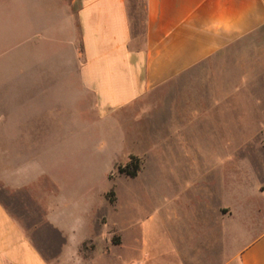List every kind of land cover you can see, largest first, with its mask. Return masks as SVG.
<instances>
[{
	"label": "rangeland",
	"instance_id": "1",
	"mask_svg": "<svg viewBox=\"0 0 264 264\" xmlns=\"http://www.w3.org/2000/svg\"><path fill=\"white\" fill-rule=\"evenodd\" d=\"M60 1L0 0V199L37 243L46 216L106 226L82 244L88 264H237L264 223V27L144 95L166 98L154 121L153 105L104 113L77 86ZM129 4L139 33L144 0ZM130 155L133 177L119 171Z\"/></svg>",
	"mask_w": 264,
	"mask_h": 264
},
{
	"label": "crops",
	"instance_id": "2",
	"mask_svg": "<svg viewBox=\"0 0 264 264\" xmlns=\"http://www.w3.org/2000/svg\"><path fill=\"white\" fill-rule=\"evenodd\" d=\"M129 5V0L60 1L64 40L58 54L74 72L77 86L104 113L144 102L153 105L145 118L155 121L163 115L160 103L166 98L144 95L172 84L264 27V0H144L139 33L131 24ZM209 84L202 83L206 88ZM201 98L220 97L206 89ZM219 211L226 218L233 214L228 205ZM90 227L91 233L84 235L78 224L46 216L45 224L32 229L37 243L0 199V264H88L93 249L84 257L82 244L106 229ZM50 232L54 240L47 239ZM103 243L101 258L112 247L110 240L104 238ZM234 260L264 264V223L229 261Z\"/></svg>",
	"mask_w": 264,
	"mask_h": 264
},
{
	"label": "trees",
	"instance_id": "3",
	"mask_svg": "<svg viewBox=\"0 0 264 264\" xmlns=\"http://www.w3.org/2000/svg\"><path fill=\"white\" fill-rule=\"evenodd\" d=\"M140 168V159L137 156L130 155L128 162L123 166L119 167L120 172H125L129 176H135Z\"/></svg>",
	"mask_w": 264,
	"mask_h": 264
},
{
	"label": "built area",
	"instance_id": "4",
	"mask_svg": "<svg viewBox=\"0 0 264 264\" xmlns=\"http://www.w3.org/2000/svg\"><path fill=\"white\" fill-rule=\"evenodd\" d=\"M135 264H140V263H135Z\"/></svg>",
	"mask_w": 264,
	"mask_h": 264
}]
</instances>
